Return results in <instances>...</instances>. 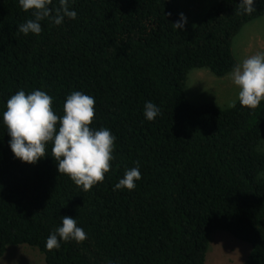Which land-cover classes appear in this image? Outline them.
<instances>
[{
  "label": "trees",
  "instance_id": "1",
  "mask_svg": "<svg viewBox=\"0 0 264 264\" xmlns=\"http://www.w3.org/2000/svg\"><path fill=\"white\" fill-rule=\"evenodd\" d=\"M172 2L68 0L75 19H45L39 35H25L18 27L31 11L0 0V257L9 245H28L47 264H204L208 235L219 229L250 244L242 264H264V101L221 109L185 94L191 69L231 71L232 39L264 15V0L251 14L237 13L239 0H220L184 29L172 26ZM37 89L53 97L58 115L72 91L93 96L91 127L116 137L111 169L90 191L58 173L51 145L34 164L12 153L7 99ZM148 101L160 109L151 121ZM137 162L135 189H115ZM64 215L87 239L48 251Z\"/></svg>",
  "mask_w": 264,
  "mask_h": 264
},
{
  "label": "clouds",
  "instance_id": "2",
  "mask_svg": "<svg viewBox=\"0 0 264 264\" xmlns=\"http://www.w3.org/2000/svg\"><path fill=\"white\" fill-rule=\"evenodd\" d=\"M25 11H31L33 18L18 27L25 35L42 32L41 21L49 20L60 25L64 17L75 19L77 13L70 10L68 0H59V7H49L53 0H18ZM256 11L254 0H239L237 13L251 14ZM171 15V13H167ZM187 18L183 13L172 23L175 29H184ZM229 78L239 89L238 100L242 107L256 109L264 101V51H258L233 65ZM53 97L43 90L25 93L19 90L11 95L3 111V123L10 140L9 147L14 156L22 162L36 163L49 153L57 161L59 174L67 175L83 191H90L111 169L116 137L107 127H91L95 118V98L82 91H72L63 102V115L52 107ZM228 108H235L236 101H229ZM160 109L153 102L144 105V116L154 120ZM141 179L140 165L127 169L115 189L131 191ZM62 223L46 238L48 251L59 249L61 241L74 240L81 243L87 239L85 230L68 215L61 217ZM109 264L113 262L109 261Z\"/></svg>",
  "mask_w": 264,
  "mask_h": 264
},
{
  "label": "rangeland",
  "instance_id": "3",
  "mask_svg": "<svg viewBox=\"0 0 264 264\" xmlns=\"http://www.w3.org/2000/svg\"><path fill=\"white\" fill-rule=\"evenodd\" d=\"M219 0H173L175 11L190 14L186 22L194 26L204 16V9ZM232 50L237 63L258 51H264V15L246 23L232 39ZM229 75V74H228ZM217 77L207 68H193L188 72L185 92L193 104L208 101L207 95L214 92V79ZM229 78V77H228ZM225 85V81L224 84ZM215 93V92H214ZM216 95V93H215ZM230 93H226L228 97ZM225 101L221 105L228 104ZM257 150L264 153V136L257 145ZM251 250L250 244L236 238L226 230H214L208 235L204 264H242ZM0 264H47L43 254L28 245H9L0 257Z\"/></svg>",
  "mask_w": 264,
  "mask_h": 264
},
{
  "label": "crops",
  "instance_id": "4",
  "mask_svg": "<svg viewBox=\"0 0 264 264\" xmlns=\"http://www.w3.org/2000/svg\"><path fill=\"white\" fill-rule=\"evenodd\" d=\"M220 1V0H219ZM218 1V2H219ZM218 2H216V3H218ZM216 3H214V4H212V5H210L209 7H207V8H205L204 9V12L206 13L207 12V10L211 7V6H213V5H215ZM172 4H173V2H172ZM173 9H174V6H173ZM174 11H175V9H174ZM178 15H179V13L177 12V11H175ZM205 13H204V15H205ZM185 17L187 18V21L189 20V18H190V14H186L185 15ZM202 19V18H201ZM200 19V20H201ZM199 20V21H200ZM198 21V22H199ZM252 21V20H251ZM197 22V23H198ZM248 23V22H247ZM246 24V23H245ZM244 24V25H245ZM186 25H187V23H186ZM243 25V26H244ZM195 26V25H194ZM194 26H192V27H194ZM242 26V27H243ZM189 27H191V26H189ZM241 27V28H242ZM241 30V29H240ZM239 30V31H240ZM239 33V32H238ZM236 36V35H235ZM234 36V37H235ZM233 37V38H234ZM231 46H232V42H231ZM231 51H232V55H233V57H234V59H235V61H236V63H237V57L235 56V54L233 53V50H232V47H231ZM200 68H202V67H200ZM209 70V69H208ZM210 71V70H209ZM211 72V71H210ZM212 73V72H211ZM230 72H228V73H226L225 75H223V76H217V77H224V76H226L227 75V77H225V78H222V79H214V82H213V87H215L216 89H214V92L216 93V95H215V93L214 92H211L210 94H208L207 95V98H208V101H206V102H204V103H209V104H213L214 106H216V107H218V108H221V109H224V108H228L227 107V105L228 104H226V105H221L222 103H224L225 101H232V100H235V101H237V99H238V91H239V89H238V87L236 86V85H234L233 83H232V81H231V79L230 78H228L229 77V74ZM214 74V73H213ZM215 75V74H214ZM187 76H188V74H187ZM216 76V75H215ZM224 81H225V85H223L224 84ZM186 85H187V77H186V82H185V89H186ZM226 93H230V95L228 96V97H226L225 95H226ZM185 94H186V92H185ZM186 97H187V94H186ZM188 99V98H187ZM189 101V100H188ZM190 102V101H189ZM191 103V102H190ZM204 103H199V104H204ZM191 104H193V103H191ZM193 105H198V104H193ZM264 154V153H263Z\"/></svg>",
  "mask_w": 264,
  "mask_h": 264
}]
</instances>
